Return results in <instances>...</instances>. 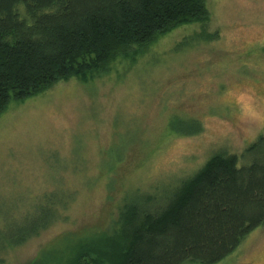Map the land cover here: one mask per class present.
<instances>
[{"label":"rangeland","instance_id":"1","mask_svg":"<svg viewBox=\"0 0 264 264\" xmlns=\"http://www.w3.org/2000/svg\"><path fill=\"white\" fill-rule=\"evenodd\" d=\"M206 4L208 21L0 116V230L53 204L51 223L0 264H67L112 236L131 196L157 209L212 156L246 161L264 135V0ZM218 264H264V224Z\"/></svg>","mask_w":264,"mask_h":264},{"label":"trees","instance_id":"2","mask_svg":"<svg viewBox=\"0 0 264 264\" xmlns=\"http://www.w3.org/2000/svg\"><path fill=\"white\" fill-rule=\"evenodd\" d=\"M208 20L206 0H0V116L12 102L71 77L87 80L130 48ZM242 158L212 156L157 209L131 196L112 236L86 244L67 264L220 263L264 224V135ZM52 205L47 216L0 230V263L51 223Z\"/></svg>","mask_w":264,"mask_h":264}]
</instances>
